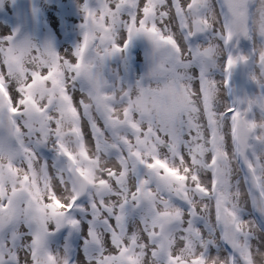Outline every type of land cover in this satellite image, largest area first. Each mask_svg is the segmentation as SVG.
<instances>
[{"label": "snow or ice", "instance_id": "6c2138e0", "mask_svg": "<svg viewBox=\"0 0 264 264\" xmlns=\"http://www.w3.org/2000/svg\"><path fill=\"white\" fill-rule=\"evenodd\" d=\"M83 13L74 60L0 43V264H76L58 234L88 217L87 264H264V0H85ZM140 36L179 69L178 132L137 118L144 78L126 90L101 74ZM241 67L259 94L222 103ZM166 218L178 227L161 244Z\"/></svg>", "mask_w": 264, "mask_h": 264}, {"label": "rangeland", "instance_id": "374dc122", "mask_svg": "<svg viewBox=\"0 0 264 264\" xmlns=\"http://www.w3.org/2000/svg\"><path fill=\"white\" fill-rule=\"evenodd\" d=\"M94 4L95 0H90V6ZM84 5L85 0H0V43L13 38L16 43H30L42 49L50 48L58 55L74 60L73 54L82 43ZM137 40L140 46L132 54L130 47L133 42L125 53L105 62L101 74L110 88L134 90L137 81L144 78L152 59V49L150 43L143 37H138ZM251 47L250 42L241 41L240 48L244 53H248ZM248 72L249 69L243 67L235 70L231 90L225 88L219 94L222 103L231 104L244 96L252 97L259 94L260 88L249 79ZM216 78L220 79L219 74ZM83 124V130L87 133L86 139L91 141L90 128L86 121ZM51 147L49 145L39 151L40 159L49 164L55 158ZM88 220L90 217L80 220L79 229L70 236L67 228L58 234L70 240L68 252L76 264H87L84 257L90 228Z\"/></svg>", "mask_w": 264, "mask_h": 264}, {"label": "clouds", "instance_id": "9594fccd", "mask_svg": "<svg viewBox=\"0 0 264 264\" xmlns=\"http://www.w3.org/2000/svg\"><path fill=\"white\" fill-rule=\"evenodd\" d=\"M146 39L152 49V59L144 76L143 91L138 94V113L137 118L140 119L144 125L152 123L154 127L158 126L161 129H168L169 131L178 132L181 124L187 118V100L184 92L179 88L177 82L178 68H174L169 63L171 50L168 47L161 46L155 48L152 42ZM82 167H89L86 161L80 160ZM96 179H99V168L95 172ZM93 194L97 198H108L106 191H99L93 189ZM33 227L36 230L41 228L38 219L32 221ZM159 240L161 244L167 243L175 234L178 224L171 218H166L159 223ZM217 264H220L217 261Z\"/></svg>", "mask_w": 264, "mask_h": 264}, {"label": "bare ground", "instance_id": "6f19581e", "mask_svg": "<svg viewBox=\"0 0 264 264\" xmlns=\"http://www.w3.org/2000/svg\"><path fill=\"white\" fill-rule=\"evenodd\" d=\"M138 46H140V44H139L138 40L135 39L133 41L132 46L130 47V49H131L130 53L132 54L135 51V49H138Z\"/></svg>", "mask_w": 264, "mask_h": 264}]
</instances>
